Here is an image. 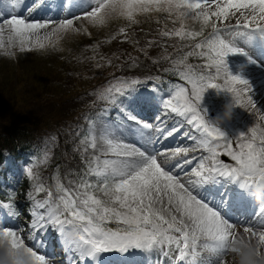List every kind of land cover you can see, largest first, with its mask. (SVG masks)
<instances>
[{
  "label": "snow or ice",
  "instance_id": "snow-or-ice-1",
  "mask_svg": "<svg viewBox=\"0 0 264 264\" xmlns=\"http://www.w3.org/2000/svg\"><path fill=\"white\" fill-rule=\"evenodd\" d=\"M43 3L33 0L20 14L24 0H7L0 11L4 55L61 50L64 35H91L85 24L104 26L115 19L124 25L110 39L139 45L134 27L139 16L164 21L157 38L136 49L145 59H151L148 49L160 48L165 39L182 43L171 45L172 53L165 45L161 58L167 66L152 60L156 74L141 75L134 71L141 67L139 56L127 54L124 60L100 51L108 41L89 45L90 56L84 49L81 55L96 69L106 62L120 75L110 73L91 93L86 124L74 132L81 158L75 170L61 175L57 169L49 180L39 173L35 157L22 165V176L31 181L27 219L23 227H13L0 218V259L53 264L41 249L55 232L71 264H142V255L157 256L156 264H229V255L239 264H264V198L256 195L264 191V109L245 75L247 66L264 59L253 54L264 50V0H91L78 15L31 18ZM236 56L245 62L233 72L229 58ZM149 82L162 105L151 122L140 120L122 99ZM209 89L231 94L229 113L239 106L254 115L247 134L229 138L219 118L207 119L201 102ZM151 102L145 97L138 104ZM185 138L191 143L180 142ZM51 140L55 144L57 137ZM209 186L215 195H205ZM16 198L10 191L0 200L9 218L22 214ZM249 200L252 206L258 202L255 223L229 217L228 208Z\"/></svg>",
  "mask_w": 264,
  "mask_h": 264
},
{
  "label": "rangeland",
  "instance_id": "rangeland-1",
  "mask_svg": "<svg viewBox=\"0 0 264 264\" xmlns=\"http://www.w3.org/2000/svg\"><path fill=\"white\" fill-rule=\"evenodd\" d=\"M5 4L3 3L0 7V11L4 10ZM89 5L85 3V7ZM33 19L43 20L44 18L40 15ZM138 19L140 22L134 27L140 41L139 45H132L123 37L117 40L110 39L111 35L124 25L123 19H115L104 26L85 24L84 27H87L91 35L85 33L64 35L58 45L61 50L48 49L46 52L34 50L23 53L17 50L12 56H6L0 51V124L30 129L25 137L30 138L33 146H39L42 151L38 161V171L43 178L50 180L56 174L55 169L66 170L80 162L79 153L74 150L77 146L74 132L79 131L78 126L86 124L85 117L91 111L90 106L93 100L91 93L97 86L106 82L110 73L120 75L117 69L107 65L106 62L103 69H96L94 62L88 61L81 55L85 48H89V45L93 43L108 41L102 43L100 49L106 56L114 58L116 55H121L124 60L127 59V54L139 56L146 61L149 70L155 71L158 70V66H154L152 60H158L160 65H167L161 58L165 45H169L168 52L172 53L174 49L171 45L179 46L182 43L178 39H165L161 42L160 48L148 49L151 59H145L136 49L147 41L157 38L158 31L163 29L164 21L160 18V23L157 24L155 16L151 18L139 16ZM168 23L171 27V22ZM91 54L89 48L85 55ZM253 54L259 59L264 57V50L258 49ZM229 60L233 72L244 67L245 57L243 56L230 57ZM134 71L137 75H141L139 69ZM245 75L251 81L254 99L258 106L264 109V59H260L259 64L247 66ZM122 99L125 101L124 98ZM126 102V105L129 104L131 98H128ZM231 103V94L224 91L218 92L216 89L207 90L201 102V107L207 110V119L216 121L219 118L218 126L229 138L239 136L241 133L247 134L256 122L254 115L242 107L234 106L229 113L227 107ZM53 136L57 137L55 144L51 140ZM45 152L49 154V160L46 163L44 162ZM17 159L20 161L12 159V164L24 161L22 157ZM4 169L5 176H12L8 160L4 164ZM16 169L17 166L14 167V170ZM18 174L15 184L22 178L21 173ZM2 182L6 187L7 183L3 178L0 179V187H3ZM10 191L15 189L7 192ZM0 200L6 199H2L0 195ZM24 202L30 203L17 194L16 204L19 209ZM21 213L20 217L14 219L21 218L24 226L26 217L22 211ZM240 231L241 233L243 231L242 225ZM227 260L229 264H239L238 258L234 261L232 255H229Z\"/></svg>",
  "mask_w": 264,
  "mask_h": 264
},
{
  "label": "trees",
  "instance_id": "trees-1",
  "mask_svg": "<svg viewBox=\"0 0 264 264\" xmlns=\"http://www.w3.org/2000/svg\"><path fill=\"white\" fill-rule=\"evenodd\" d=\"M141 67L139 68L141 74H147L149 72L156 74L157 70H149L148 66L146 65V61H143L141 59ZM167 66V65H165ZM137 70V69H136ZM0 173L2 172V164L5 160V158L10 155H18L21 153V151H28L31 150V147L33 146V143L31 142V139L28 137H25L27 133L30 132V129H26L23 126L18 127L15 125H2L0 124ZM31 136V135H30ZM18 155L17 157H19ZM37 159V161H39ZM55 167V165H54ZM69 170H75V168H70ZM68 170V171H69ZM31 181L27 178H23L21 183L17 186L15 189V192L19 194V196L26 198V192L30 189ZM5 192V193H4ZM7 191H2L0 193L2 199H7ZM23 211L27 214V209L30 205V203L24 202ZM23 207V208H24ZM21 209V208H20ZM22 211V209H21Z\"/></svg>",
  "mask_w": 264,
  "mask_h": 264
},
{
  "label": "clouds",
  "instance_id": "clouds-1",
  "mask_svg": "<svg viewBox=\"0 0 264 264\" xmlns=\"http://www.w3.org/2000/svg\"><path fill=\"white\" fill-rule=\"evenodd\" d=\"M0 264H5V262L2 259H0Z\"/></svg>",
  "mask_w": 264,
  "mask_h": 264
},
{
  "label": "bare ground",
  "instance_id": "bare-ground-1",
  "mask_svg": "<svg viewBox=\"0 0 264 264\" xmlns=\"http://www.w3.org/2000/svg\"><path fill=\"white\" fill-rule=\"evenodd\" d=\"M35 144V143H34Z\"/></svg>",
  "mask_w": 264,
  "mask_h": 264
}]
</instances>
